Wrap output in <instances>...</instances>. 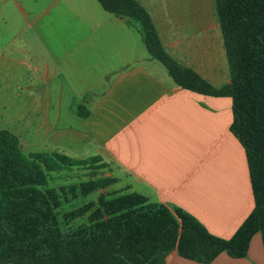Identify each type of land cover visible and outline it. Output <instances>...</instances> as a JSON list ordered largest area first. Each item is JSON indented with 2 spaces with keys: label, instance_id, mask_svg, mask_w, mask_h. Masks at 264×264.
I'll use <instances>...</instances> for the list:
<instances>
[{
  "label": "crops",
  "instance_id": "0c3cea01",
  "mask_svg": "<svg viewBox=\"0 0 264 264\" xmlns=\"http://www.w3.org/2000/svg\"><path fill=\"white\" fill-rule=\"evenodd\" d=\"M138 1L173 58L217 88L230 82L215 0ZM17 4L25 25L19 47L0 55V107L21 114L22 89L11 95L3 74L29 71L31 152L97 158L113 193H140L232 237L255 206L246 150L230 130L232 98L176 84L151 57L139 24L98 0ZM165 264H264L262 235L243 258L222 252L200 263L172 251Z\"/></svg>",
  "mask_w": 264,
  "mask_h": 264
},
{
  "label": "trees",
  "instance_id": "16d2710c",
  "mask_svg": "<svg viewBox=\"0 0 264 264\" xmlns=\"http://www.w3.org/2000/svg\"><path fill=\"white\" fill-rule=\"evenodd\" d=\"M98 1L107 12L139 24L151 57L176 84L232 98L230 130L246 150L254 209L228 239L210 233L188 213L137 192L102 193L97 201L61 215L68 194L87 196L114 179L106 172L57 187L51 184L53 174L105 169L107 164L58 152L26 154L18 135L0 128V264H165L172 251L210 263L222 252L246 257L257 232L264 246V0H215L230 65V82L220 88L166 51L151 13L138 0ZM80 218L87 222L64 229Z\"/></svg>",
  "mask_w": 264,
  "mask_h": 264
},
{
  "label": "rangeland",
  "instance_id": "374dc122",
  "mask_svg": "<svg viewBox=\"0 0 264 264\" xmlns=\"http://www.w3.org/2000/svg\"><path fill=\"white\" fill-rule=\"evenodd\" d=\"M20 9L17 4V0H0V55L3 52V48L9 46L11 48L19 47L21 44V40L19 38L20 34H23V25L25 23L20 22ZM217 16V15H216ZM218 18V17H217ZM7 78V83L12 85L14 89L10 92L11 95H15L16 87L21 88L22 90L18 92L19 97L23 98L21 104V114L17 112L16 108H8L7 110H3L0 107V128H6L14 133H16L21 140V144L23 146L24 153L28 154L32 151L31 145V122H30V91L24 90L23 88H27L30 85L31 76L30 72L28 74L21 77H16L12 72L3 74ZM2 76H0V82L2 81ZM2 83H0V96L2 94L1 88ZM25 102V106L23 105ZM20 115H23L20 116ZM106 172L108 169H97V170H75V171H66L60 174L54 173L55 179L51 181L52 185L57 187L60 186H68L70 183L88 180L92 178L90 175H93L97 178L106 176ZM111 194L113 196V192L108 186L105 189H100L96 192H93L87 196H80L77 199H73L71 194H68L70 198L67 201L65 198L63 199V205L61 206L59 212L62 215L64 212L71 211L75 208H78L90 201H97L98 197L102 194ZM110 195V197H111ZM86 218H80L72 222L70 225H64V229L68 230L69 228L76 227L83 223H86Z\"/></svg>",
  "mask_w": 264,
  "mask_h": 264
}]
</instances>
